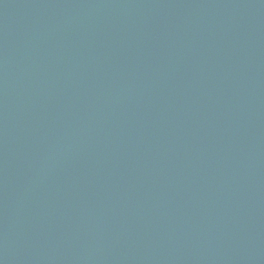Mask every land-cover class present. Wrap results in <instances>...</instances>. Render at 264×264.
Returning a JSON list of instances; mask_svg holds the SVG:
<instances>
[{"label": "water", "instance_id": "95a60500", "mask_svg": "<svg viewBox=\"0 0 264 264\" xmlns=\"http://www.w3.org/2000/svg\"><path fill=\"white\" fill-rule=\"evenodd\" d=\"M0 264H264V0H0Z\"/></svg>", "mask_w": 264, "mask_h": 264}]
</instances>
